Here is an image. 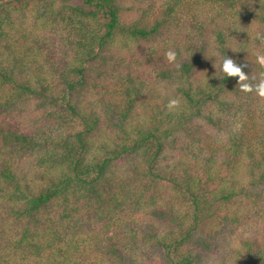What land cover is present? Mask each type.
I'll use <instances>...</instances> for the list:
<instances>
[{"label": "trees", "instance_id": "trees-1", "mask_svg": "<svg viewBox=\"0 0 264 264\" xmlns=\"http://www.w3.org/2000/svg\"><path fill=\"white\" fill-rule=\"evenodd\" d=\"M257 32L264 0H0V264H264V100L219 70L255 84Z\"/></svg>", "mask_w": 264, "mask_h": 264}, {"label": "clouds", "instance_id": "clouds-1", "mask_svg": "<svg viewBox=\"0 0 264 264\" xmlns=\"http://www.w3.org/2000/svg\"><path fill=\"white\" fill-rule=\"evenodd\" d=\"M256 39L264 43V33L257 32ZM233 51H237L234 50ZM166 59L169 63H174L176 60V52L168 50L165 53ZM255 62L261 69H264V54L258 53L255 57ZM215 67V66H214ZM243 66L238 65L232 58L225 56L219 66V70L227 77H238L237 84L239 90L243 93H254L256 97L264 100V71H261L258 77H252L257 82L255 84L249 82V76L243 70ZM180 101L175 98L168 100L166 108L169 111L175 110L179 107Z\"/></svg>", "mask_w": 264, "mask_h": 264}]
</instances>
